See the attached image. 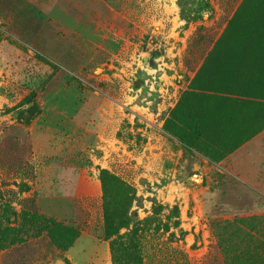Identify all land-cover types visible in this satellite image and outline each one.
Segmentation results:
<instances>
[{
	"label": "rangeland",
	"instance_id": "rangeland-1",
	"mask_svg": "<svg viewBox=\"0 0 264 264\" xmlns=\"http://www.w3.org/2000/svg\"><path fill=\"white\" fill-rule=\"evenodd\" d=\"M243 2L0 0V264H264Z\"/></svg>",
	"mask_w": 264,
	"mask_h": 264
},
{
	"label": "crops",
	"instance_id": "crops-1",
	"mask_svg": "<svg viewBox=\"0 0 264 264\" xmlns=\"http://www.w3.org/2000/svg\"><path fill=\"white\" fill-rule=\"evenodd\" d=\"M250 145H260L261 147H263L264 148V131L263 132H261L253 141H252V143L250 144ZM240 151H238V152H236L235 154H233L230 158H227L225 161H223V165H225V164H230V163H233L234 161V158L236 159L235 160V168L236 169H239V170H241L242 168L244 169L245 167H248V163H247V161H241L240 160V158H241V154H238ZM264 155V154H263ZM251 163H252V167L254 168V169H252V171H251V173H252V177H253V180H254V182H256V179H255V173H256V171L257 172H261V171H259L258 169H261V167L262 166H264V159H261L259 156H255L254 155V157H252V160H251ZM67 176H69L70 178L71 177H73L74 176V174H73V172L71 173V174H68ZM259 184V189H261V191H262V194H260L262 197H264V183H262V182H259L258 183ZM261 206H263V205H261ZM258 212H261L259 215H257V216H253V217H247L246 219H248V220H251V219H260V221L259 222H249V221H247V222H243V221H241L242 223V225L244 224V225H246V226H248V228H252L253 230H255L254 232H253V234H254V236H255V240L258 238V240H259V245L260 246H263L264 245V233H263V231H264V221H261V219H264V206H263V208H259L258 209ZM244 219V218H243ZM243 225V226H244ZM257 230H259L260 232H258V233H256V231Z\"/></svg>",
	"mask_w": 264,
	"mask_h": 264
},
{
	"label": "trees",
	"instance_id": "trees-1",
	"mask_svg": "<svg viewBox=\"0 0 264 264\" xmlns=\"http://www.w3.org/2000/svg\"><path fill=\"white\" fill-rule=\"evenodd\" d=\"M246 0H244L245 2ZM243 2V3H244ZM224 95H229L227 92H223ZM238 101L244 105V107H249L251 105L257 107L259 110L264 111V94L263 93H255L254 91H245L243 89L238 90L236 94H234ZM102 177L103 180L107 179V176L105 175L104 171L102 172ZM42 220V219H41ZM242 221V220H241ZM45 223V221H43ZM46 224H52V226H55L57 229L59 226L55 225L56 223H52L51 221L46 223ZM127 222H123L122 226L125 227L127 226ZM112 232L116 231V228L114 226L109 227ZM115 233V232H114ZM68 262V261H67Z\"/></svg>",
	"mask_w": 264,
	"mask_h": 264
}]
</instances>
